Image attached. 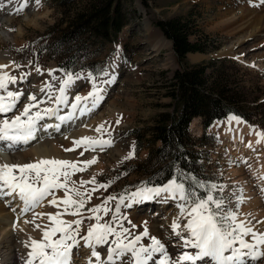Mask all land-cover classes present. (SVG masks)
Wrapping results in <instances>:
<instances>
[{"label": "rangeland", "instance_id": "374dc122", "mask_svg": "<svg viewBox=\"0 0 264 264\" xmlns=\"http://www.w3.org/2000/svg\"><path fill=\"white\" fill-rule=\"evenodd\" d=\"M85 1L41 0L40 5L37 6L35 0H30L28 7L19 13H16L15 9L20 7L23 0H14L12 4H9L8 0L0 1L5 5L3 9H0V55L5 57L2 64L12 65L14 62L16 65H20V68L6 69L16 76L21 73H30L26 81L10 85V87L12 86L15 90L23 89L27 95V93L37 92L35 87L37 80L43 77L52 78L48 74V70H54L53 75L56 77L64 76V72L61 71L63 69L59 68L56 60L48 57V54L41 48L42 39L44 36L56 33L58 30L54 27L60 28V22L64 26L72 11L81 7ZM123 9L129 14V22L120 31L118 41L104 48L96 58L99 61V68L103 66V70L108 73L107 76H99L97 83L99 84L101 79L110 81L107 84H99L105 93L101 106L99 105L97 109L88 113V116L86 115L83 120L78 121V125L71 128H69L71 126L69 123L62 130L59 129L53 133L51 128L47 131L39 130L35 140L27 146L22 145L19 151H12L14 156H11V160L16 163L17 153L36 146H50V144L60 141L65 135L68 136L81 128H87L90 131L88 134L92 137L98 135L96 138L111 139L112 146L103 150L97 148L95 151H86L83 156L80 153L84 150H77L76 155L79 157L77 161L87 157L91 159L96 157L97 162L89 166L86 171L77 172L75 177H81L87 181L95 176L98 184L113 181L107 190L99 189L92 193L93 197L82 210L83 217L93 215L88 209L101 205L103 200L109 196H115L117 199L109 201L107 204V207L112 211L106 216L101 212L103 221L111 220L119 198L123 196L125 201L119 205L118 215L121 218L117 223L123 224L134 235L143 232L145 225L153 226L155 231L149 235L154 236V233L158 231L155 234H158L156 237L167 246L169 254L175 257L179 255L178 247H180L181 241L173 235L171 224L179 216L178 201L172 199L163 201L162 198H154L134 202L127 198L128 194L136 191L138 187H155L147 185L144 175L134 168L139 161L145 158L147 150H136L131 159H125V157L129 155L135 142L131 130L151 124L152 116L165 109L164 104L169 101V97L165 95L167 88L162 75L170 76L177 67L170 41L163 36L152 21L175 16L194 21L198 35L206 39L207 46L209 48L218 47L206 53H189L188 60L197 63L211 58H229L239 63L237 65L228 62L232 66V75L243 80L250 97L259 94V100H262L264 99V4L261 3V0H153L149 1L147 5H143L139 0H125ZM191 39H194V35L191 36ZM227 46H230L231 53L226 52ZM37 66L41 68L42 75L36 72ZM88 72L90 71L77 72L81 74L82 78L77 80L80 82L76 86H72L73 89L68 92L69 104L64 105V110L65 106H71L75 95L84 96L91 90V83L86 78ZM53 85L59 86L58 84ZM53 94L56 95L55 88ZM36 95L38 96V94ZM37 98L40 99V96ZM24 102H26V97L22 98V103L18 107H21ZM261 103L258 106L260 116H257V119L253 118L258 122L247 123L250 131L242 130L239 126L237 128L234 123L229 121V117L215 121L208 129L218 138L210 152L211 158L214 160L213 177L222 175V185L226 186L222 194L226 201V207L237 210V197L240 195L244 197L243 203L238 208L239 215L244 211V207L247 208L251 196L254 195L253 198H255L262 195V191L258 190L259 185L256 184L257 177L249 172L248 165L251 164V160L256 163L258 154H263L261 158L264 157V147L262 145L258 148L253 147L255 148L253 151H249L243 146H241V150L235 149L237 138L240 137L243 141L249 142L252 140L251 136L254 132H264V103ZM44 107H56V105L45 103L41 105V108ZM59 108L62 109L61 106ZM61 113H67V111ZM8 114L13 115V113ZM1 118L3 116H0ZM54 119L55 117L50 120L45 118L39 123L55 125ZM117 120H119L118 124ZM102 124L104 129H107V133H97L96 128ZM190 130L195 135L200 132L198 118L192 121ZM254 142L256 141L253 140ZM237 145L240 147V142H237ZM67 149H71V147ZM262 150L263 153H261ZM74 151H65L67 153L63 152L62 155L67 154L68 156L70 152ZM0 154L5 156V163L12 164L7 153L0 150ZM248 156L250 160L245 159ZM262 165L264 166V158ZM77 186L79 185L77 184ZM85 186L87 189L93 187L91 184ZM62 194L64 196V192ZM56 195L60 197V193L56 192ZM50 199L51 197H48L42 206L37 207L34 211L45 214L57 212L55 207L48 204ZM0 204L5 206L10 217H14L13 221L9 218L10 225L3 235L13 231V234L19 236L17 245L21 246L22 251H25L21 257L25 261L29 251L25 247V241H29L30 238L40 240L42 238L41 229L49 223V221L45 222L48 218L47 216L36 218L35 223L41 225V229H37L32 223L24 222L25 220L32 221L33 213L28 212L21 215L20 209L23 205L18 197L0 198ZM128 204H131V207L126 206ZM262 208H264V203ZM2 217L3 215L0 216L1 219L4 218ZM78 218L81 217L71 215L62 217L66 221ZM84 221L88 222H84V225L95 222L87 219ZM185 222V220L180 221L181 225ZM14 224L16 225L15 229ZM141 243L147 245L150 240L146 237ZM98 251L102 253L103 257H106L107 252L102 248ZM76 252L73 264L87 263L90 250L83 247V241ZM246 264H264V261L251 260L246 261Z\"/></svg>", "mask_w": 264, "mask_h": 264}, {"label": "snow or ice", "instance_id": "6c2138e0", "mask_svg": "<svg viewBox=\"0 0 264 264\" xmlns=\"http://www.w3.org/2000/svg\"><path fill=\"white\" fill-rule=\"evenodd\" d=\"M29 2L30 0H23L20 7L15 9L16 13L28 7ZM40 2L41 0H35L37 6ZM8 3H14V0H8ZM261 3L264 4V0H261ZM4 7L5 5L0 2V9ZM10 67L20 68L21 66L14 62L12 65H0V116L4 117L0 119V150L9 153L14 150L19 151L22 145L35 140L36 133L41 129L47 131L49 128H55L59 131L61 124L41 125L39 122L45 117H56L58 121L64 123L72 120L77 111L81 115L93 111L103 99L104 89L99 84L110 82L101 79L99 84L97 83L99 76L108 75L105 70L101 69L97 74L88 72L86 78L91 83V90L86 96L75 95L71 103V111L67 115H59V106L69 104L68 90L82 78L80 73L61 70L64 76L59 78L53 75L54 70H48L53 80H59V86L56 87L48 81L44 82L40 92L46 95L47 100H45L43 97L38 99L34 93L26 95L23 89L11 90L10 85L23 83L30 73H21L18 77L6 71ZM35 70L43 74L39 66ZM54 88L58 95L53 94ZM24 97L27 103H24L21 109L18 105L22 103ZM45 103H54L56 107L41 108V105ZM8 113L13 115L8 117ZM233 119L237 123L242 122L239 117H230V120ZM116 123L118 124L119 120ZM96 131L107 133L103 124L98 126ZM256 135L259 137L257 143L264 140V132H257ZM73 145V148L65 149V151H74L77 147H82L84 151L80 155L83 156L86 151L111 147L112 141L81 137L73 141ZM134 155L135 145L133 144L125 159H131ZM96 162V157L85 161L41 158L24 164H0V198L18 197L23 205L20 209L21 215L33 213V220L24 222L32 223L37 229H41V225L35 223L36 218L47 216L49 221L41 229L40 240L30 238L25 243L29 251L24 264H73V250L81 246V241H83V247L90 250L87 264H117V261H120V264H150V262L151 264H246V258L264 261V232L254 230L255 226L251 225L250 221L239 219L238 208L243 203L244 197L242 195L237 197V210L226 207V201L222 195L226 186L201 181L195 176L186 178L191 179L196 188L205 190L203 195L186 187L179 177H174L161 186L138 187L127 197L134 202L147 201L156 197L178 201L179 216L173 220L171 230L173 235L179 238L181 247L185 250L175 257L169 254L167 246L160 239L149 235L146 225L143 232L134 235L123 224L117 223L121 218L118 215L119 205L125 201L123 196L119 198L111 220L103 221L100 213L106 216L112 211L107 204L109 201L116 200L115 196H109L101 205L88 209L93 215L84 218L82 210L91 200L92 193L99 189L107 190L113 181L98 184L95 176L91 180L81 179L78 182L71 177L77 172L86 171ZM89 184L93 187L85 188V185ZM59 190H63V198L57 197L56 192ZM240 191L242 192V189ZM217 192L221 193L219 197L214 195ZM48 197H51L48 204L56 207L57 212L36 213L34 210L42 206ZM126 206L131 207V204ZM64 215L81 218L66 221L62 219ZM17 219L19 220V217ZM85 219L95 222L89 223L85 228ZM181 220L186 222L181 225ZM257 223H264V221ZM15 226L14 224V229ZM82 231L85 234L82 235ZM249 236L251 242L245 239ZM146 237L150 240L147 245L141 243ZM105 246H107V254L103 257L98 249Z\"/></svg>", "mask_w": 264, "mask_h": 264}, {"label": "trees", "instance_id": "16d2710c", "mask_svg": "<svg viewBox=\"0 0 264 264\" xmlns=\"http://www.w3.org/2000/svg\"><path fill=\"white\" fill-rule=\"evenodd\" d=\"M147 5L153 0H139ZM125 0H86L72 11L67 23L51 36H44L41 48L48 57L56 60L59 68L73 73L87 70L97 74L96 59L108 45L118 41L122 28L129 22V14L123 9ZM152 23L171 43L177 67L170 76L162 75L169 101L165 109L152 116V123L131 130L135 151L146 149L147 154L135 170L144 175L147 185L161 186L171 178L179 177L186 187L198 194V189L188 176L201 181L221 185L222 175L213 177L211 150L218 138L209 132L217 120L234 115L251 124L260 116L257 96L250 97L243 80L232 75L231 64H239L229 58H211L192 63L187 54L206 53L218 46H207L198 35L194 21L175 16L155 19ZM194 35V39L191 36ZM206 37V35H205ZM203 39V40H202ZM198 118L200 132L195 135L190 123ZM220 196L219 192L214 193Z\"/></svg>", "mask_w": 264, "mask_h": 264}, {"label": "bare ground", "instance_id": "6f19581e", "mask_svg": "<svg viewBox=\"0 0 264 264\" xmlns=\"http://www.w3.org/2000/svg\"><path fill=\"white\" fill-rule=\"evenodd\" d=\"M0 1H3V0H0ZM227 52V51H226ZM228 53V52H227ZM5 57L0 55V65H3L2 64V60H4ZM239 60V59H238ZM15 75V74H14ZM18 75V74H17ZM20 75H18L19 77ZM40 78V77H39ZM41 79V80H40ZM39 80H37L36 84H35V87H36V93L34 94H38V96L43 97L44 99L46 98V95L44 93H41L40 92V88L43 86L44 82L48 81V82H51L52 84H58L59 85V80H53L52 78L48 77V78H40ZM78 82L80 81H77V83H75L73 85L76 86L78 84ZM73 87H71L68 92L73 89ZM11 90H15L13 89V87L11 86L10 87ZM30 90V89H28ZM68 94V93H67ZM86 94V93H85ZM56 95H58V92H56ZM105 95V93L103 92V96ZM37 96V97H38ZM86 96V95H84ZM24 103H27V100L26 102ZM23 103V104H24ZM23 104L21 105V107L19 108H23ZM101 104V102H100ZM99 104V105H100ZM98 105V106H99ZM62 109H60L59 111V115H67L70 111H71V106H65L66 109L64 110V105H60ZM91 106V103L89 101V107ZM98 106L95 108L97 109ZM101 106V105H100ZM94 109V110H95ZM93 110V111H94ZM67 111V113H61V112H65ZM92 112V111H91ZM88 114V113H87ZM81 115L79 113V111H77L74 115V118L70 121H65L64 123H61L60 121H58L55 117V125L56 124H61L60 126V130H62V128L65 126V125H68L70 123L71 126H69V128L73 127V126H76V124L78 123L79 120H83L85 118V116L87 115ZM12 115H9L8 114V117H11ZM88 116V115H87ZM230 117H233V115L229 116V121L234 123L237 126L241 127L242 130H247V131H250L251 129H249L247 123H245L244 121H242L240 119V123H237L236 120H230ZM4 118V117H3ZM47 120H50L52 117H45ZM87 118V117H86ZM2 119V118H1ZM75 121V122H74ZM74 122V123H73ZM74 124V125H72ZM78 125V124H77ZM238 128V127H237ZM80 129V128H79ZM238 130V129H237ZM240 130V129H239ZM57 131L55 128H51V132H55ZM88 132H90L87 128H81L80 130L66 136L64 138H62L60 141H57V142H54L53 144H50V146H36L32 149H29V150H24L20 153H17V164H24V163H28V162H33V161H36V160H39L41 158H46V159H51V158H55V159H60V160H68V161H77V159H79V157L76 155V153L78 152L77 150H81L83 149L82 147H77L75 149L74 152H70L69 155L67 156V154H63V152H65V149H67L68 147H71L73 148L74 145H73V141L75 140H79L81 137H92L90 134H88ZM96 133V131H95ZM245 133V132H244ZM257 133V132H256ZM256 133L254 132V134H252L251 136V141L249 142H245L243 141L240 137L236 139V146H235V149H239L241 150V146H243L245 149H248L249 151H253L255 148H258L260 147L261 145L264 147V140H262L260 143H257V140L259 139V137L256 135ZM98 135L96 136H93L92 138H96ZM253 140L256 141L253 143ZM237 142H240V147L239 145H237ZM251 145V146H249ZM27 146V145H26ZM32 146V145H31ZM239 147V148H238ZM255 147V148H253ZM5 153L8 154V158L10 159V162L12 163H15L11 160V156H14L11 152L9 153L8 151H5L3 150ZM67 153V152H65ZM263 153V150L262 152ZM261 156H263V154H258V160L256 161V163H254L252 160L250 161L251 164L249 163L248 165V169H249V172L254 176L256 175L257 177V182L256 184L259 185V189L258 190H261L262 191V195L261 197H258L256 196L255 198L254 195L253 197L251 196L250 200L248 201L249 204L247 205V208L244 207V211L242 212V214L239 215V219L241 220H245V221H250L251 222V225H254L255 228L254 230H258L260 232H264V223H257L258 221H264V208H262V205L264 203V166L262 165V162H263V158H261ZM5 156L1 155L0 154V164H3L5 163L4 162V159ZM7 158V157H6ZM14 158V157H13ZM16 159V158H15ZM91 158L87 157L85 158L84 160H81V161H85V160H90ZM246 160H250V157H245ZM80 161V160H79ZM9 163V162H8ZM75 175H73L71 177L72 180H76L77 179V182L79 181V179H81V177L77 178L75 177ZM76 178V179H75ZM86 187V186H85ZM247 187V186H246ZM250 188V187H249ZM248 189V187H247ZM248 191V190H247ZM58 193H60V198H62L63 194V190H59L57 191ZM255 193V192H254ZM59 197V196H58ZM93 197V195H92ZM157 198H160V197H156ZM19 199V198H18ZM248 199V198H247ZM165 199H163L164 201ZM147 203V202H145ZM164 203V202H163ZM161 204V203H160ZM56 210H58L56 207H55ZM7 210L5 209V206H3L2 204H0V216L3 215V219L0 218V264H24V261L22 260V255L25 251H22L21 249V246H18L17 245V238L19 237L17 234H13V231H10L8 229V232L10 231V233L6 234V235H3V232L6 230V228L10 225V222L8 221L9 218L10 220L12 219L13 221V218L9 216V213L6 212ZM101 214V213H100ZM66 218V217H65ZM257 219H259L258 221H256ZM154 221V220H153ZM45 222H48V220H45ZM85 222V221H84ZM94 222V221H93ZM135 222V221H134ZM20 223H21V220H20ZM85 223H88L87 221ZM44 224V222H43ZM48 224V223H47ZM258 224H260L258 226ZM46 225V224H45ZM84 227L86 228L87 225H84ZM147 229L149 231V234L153 233V231H155L153 229V226L151 227L150 226H147ZM158 232V231H157ZM156 232V233H157ZM156 233H154V236L156 237L157 235H155ZM85 234L84 232L82 233V235ZM21 235V234H20ZM161 235V234H159ZM158 237V236H157ZM245 239H247L249 242H251V237H245ZM28 242L25 241V243ZM16 243V244H15ZM180 245V244H179ZM179 248V254L181 251L185 250L181 247H178ZM10 249V251H8ZM101 249V248H99ZM103 251L106 252V249H107V246H105L104 248H102ZM178 250V249H176ZM189 251H191V249H187ZM77 255V252H76V249L73 250V257H72V262L75 261V256ZM86 255V254H84ZM88 256V255H87ZM246 261H251V259L249 258H246ZM85 264H87L85 262ZM117 264H120V261H117Z\"/></svg>", "mask_w": 264, "mask_h": 264}, {"label": "water", "instance_id": "95a60500", "mask_svg": "<svg viewBox=\"0 0 264 264\" xmlns=\"http://www.w3.org/2000/svg\"><path fill=\"white\" fill-rule=\"evenodd\" d=\"M226 51L229 52V53L232 52V50L230 49V46H227V47H226Z\"/></svg>", "mask_w": 264, "mask_h": 264}]
</instances>
